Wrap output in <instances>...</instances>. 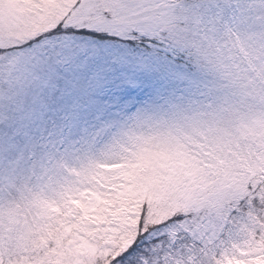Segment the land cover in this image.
<instances>
[{
  "label": "snow or ice",
  "instance_id": "1",
  "mask_svg": "<svg viewBox=\"0 0 264 264\" xmlns=\"http://www.w3.org/2000/svg\"><path fill=\"white\" fill-rule=\"evenodd\" d=\"M153 3L105 11L76 0L65 15L48 0H0V184L37 163L77 158L140 121L239 109L255 89L264 98V56L241 77L218 44L250 31L264 39V0H180L168 26L129 15ZM181 226L190 224L178 215L150 229L112 264H174L183 249L168 247L167 236Z\"/></svg>",
  "mask_w": 264,
  "mask_h": 264
},
{
  "label": "rangeland",
  "instance_id": "2",
  "mask_svg": "<svg viewBox=\"0 0 264 264\" xmlns=\"http://www.w3.org/2000/svg\"><path fill=\"white\" fill-rule=\"evenodd\" d=\"M179 2L154 0L151 10L129 15L168 26ZM48 3L66 15L76 0ZM125 4L96 0L105 11ZM51 26L29 28L9 42L23 43ZM218 44L241 77L264 56V39L255 31ZM259 92L246 93V103L232 113L137 122L77 158L37 163L0 184V264H106V255H117L136 237L144 205L147 222L171 211L188 219L190 227L168 233L169 247L179 241L183 249L175 263L264 264L259 222L237 205L252 193L249 181L257 186L264 174Z\"/></svg>",
  "mask_w": 264,
  "mask_h": 264
},
{
  "label": "trees",
  "instance_id": "3",
  "mask_svg": "<svg viewBox=\"0 0 264 264\" xmlns=\"http://www.w3.org/2000/svg\"><path fill=\"white\" fill-rule=\"evenodd\" d=\"M234 110L231 109V113ZM248 178V175L246 176ZM256 181L259 182L257 186L254 185V180H250L249 187L251 189V194H245L244 197L240 199V201H237V205L239 209L242 211L243 215L250 213L251 216H253L259 223L257 225L256 233L259 236V238L263 242L264 246V174L263 175H258L256 178ZM263 182V183H262ZM251 185V186H250ZM147 206L144 205L142 206V218L138 223V233L136 237L132 240V243L128 247H124L117 255L109 254L104 257L105 263L106 264H112V262L119 257L121 254H123L125 251H127L133 243L137 240V238L143 233L148 232L150 229L155 228L158 225L163 224L166 221L171 220L173 217L178 216L176 214L177 212L171 211L167 214H165L163 217H161L159 220L153 221V222H147L146 214H147ZM236 215V212L234 213ZM167 242H168V247L170 244L169 241V234L167 236ZM160 247L159 244H157L154 248V250H158ZM145 264H148L147 261H145ZM153 264H155V261L153 260ZM174 264H178L175 263ZM201 264H205L201 263Z\"/></svg>",
  "mask_w": 264,
  "mask_h": 264
}]
</instances>
